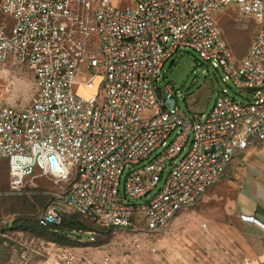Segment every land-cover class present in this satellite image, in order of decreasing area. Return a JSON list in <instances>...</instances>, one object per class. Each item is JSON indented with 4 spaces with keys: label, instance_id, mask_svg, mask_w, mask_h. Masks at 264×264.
<instances>
[{
    "label": "built area",
    "instance_id": "1",
    "mask_svg": "<svg viewBox=\"0 0 264 264\" xmlns=\"http://www.w3.org/2000/svg\"><path fill=\"white\" fill-rule=\"evenodd\" d=\"M228 6L240 21L255 20L239 60L214 18ZM0 9L11 18L0 23V70L8 58L23 61L37 85L27 106L0 105V159L8 161L12 192L41 188L50 196L40 224L79 212L99 226L156 235L237 152L264 142V0H0ZM189 49L222 69L241 99L223 90L208 111L181 112L166 65ZM85 88L93 92L81 94ZM147 109L156 111L143 119ZM38 176L55 186H39ZM12 226L0 214V236ZM70 235L87 243L18 231L0 264H95L78 251L95 234ZM141 250L131 238L119 249L121 262L107 251L102 264H128Z\"/></svg>",
    "mask_w": 264,
    "mask_h": 264
},
{
    "label": "rangeland",
    "instance_id": "2",
    "mask_svg": "<svg viewBox=\"0 0 264 264\" xmlns=\"http://www.w3.org/2000/svg\"><path fill=\"white\" fill-rule=\"evenodd\" d=\"M114 4L124 5L128 0H113ZM214 18L220 26L224 37L228 41L235 59H241L251 44L256 27L255 20L249 18L247 22L240 21L235 6L215 13ZM11 18L4 15L0 9V23L9 24ZM96 51L100 47L96 46ZM100 72H104V57ZM167 80L173 86L177 106L187 116H193L200 111H208L213 105L219 92L226 90L238 99L236 86L220 68H214L210 63L203 61L199 55L189 49L178 52L173 60L166 65ZM37 88L35 79L28 65L23 61L8 58L0 70V105H10L16 108L27 106ZM81 94L90 95L93 90L81 89ZM184 94V97L181 95ZM155 109H147L143 119H149ZM264 142L257 143V149ZM7 162L0 163V191L8 193L0 197V214L11 218L19 216L31 220L39 216L47 207V199L43 197L27 196L28 188L21 192H12L9 187ZM34 182L39 186L54 187L55 183L46 177H35ZM237 181L231 182L222 177L212 185L204 197L193 205L181 209L173 219L156 235L148 231L136 229H112L98 246L88 244L78 249L79 254L95 264H102L104 255L110 251L116 262H121L119 249L124 248L131 238H136L142 244L143 250L133 252L128 257V264H185L186 261L198 259L203 250L209 231V221H234L235 194ZM86 239V236H84ZM103 245V246H102ZM155 245L156 250H150ZM119 248V249H117ZM44 250V248H41Z\"/></svg>",
    "mask_w": 264,
    "mask_h": 264
},
{
    "label": "crops",
    "instance_id": "3",
    "mask_svg": "<svg viewBox=\"0 0 264 264\" xmlns=\"http://www.w3.org/2000/svg\"><path fill=\"white\" fill-rule=\"evenodd\" d=\"M258 142L263 141L237 152L218 179L237 181L234 221L210 220L204 239L212 243H204L200 257L185 264H264V145L257 149Z\"/></svg>",
    "mask_w": 264,
    "mask_h": 264
},
{
    "label": "trees",
    "instance_id": "4",
    "mask_svg": "<svg viewBox=\"0 0 264 264\" xmlns=\"http://www.w3.org/2000/svg\"><path fill=\"white\" fill-rule=\"evenodd\" d=\"M7 162V159H0L1 162ZM29 192L27 196L30 197H43L47 199V205L50 201V196L43 193L41 188H28ZM8 195L0 191V197ZM44 211V210H43ZM43 213V212H42ZM41 213V214H42ZM40 214V215H41ZM39 216L34 219L27 220L21 218L19 216H15L12 218V227H8L6 229L7 236H0V262H5L9 259L12 254V246L17 243L15 237H17L18 231H23L26 236L29 238L35 237L39 239H43L45 241L54 242L60 245H79L86 244L79 241L80 236L76 239H73L70 235L73 229L83 230V231H92L95 234V240L92 242L93 245L99 246L98 242L101 241L99 239H103L107 233H109L112 229H117V227H103L97 225L92 219H90L87 215L79 213V212H67L63 214L62 222L59 225H42L39 222ZM8 242L5 244L4 241ZM99 240V241H98Z\"/></svg>",
    "mask_w": 264,
    "mask_h": 264
},
{
    "label": "water",
    "instance_id": "5",
    "mask_svg": "<svg viewBox=\"0 0 264 264\" xmlns=\"http://www.w3.org/2000/svg\"><path fill=\"white\" fill-rule=\"evenodd\" d=\"M51 159H52V162H53V164H54V157H51Z\"/></svg>",
    "mask_w": 264,
    "mask_h": 264
}]
</instances>
